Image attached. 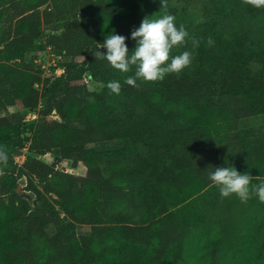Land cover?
Returning <instances> with one entry per match:
<instances>
[{"label": "trees", "instance_id": "trees-1", "mask_svg": "<svg viewBox=\"0 0 264 264\" xmlns=\"http://www.w3.org/2000/svg\"><path fill=\"white\" fill-rule=\"evenodd\" d=\"M159 6L161 0H0V148L32 131L22 164L0 165V264H215L206 228L220 225L241 200L221 197L192 146L208 143L210 167L232 166L253 176L252 184L264 182V134L235 127L238 109L264 114V80L250 67L254 58L264 63V46L251 55L230 46L229 56L221 49L208 58L201 43L181 74L128 86L124 78L134 70L121 73L93 52L108 34L127 37L133 52L132 30L154 19ZM46 30L52 52L70 59L58 77L26 61ZM113 80L122 85L119 95L107 88ZM96 83L99 94L87 90ZM25 110L36 114L28 128ZM110 140L121 146L94 148ZM47 154L52 163L41 159ZM63 159L81 163L85 174L59 170ZM22 178L34 205L20 193ZM247 203L258 218L246 228L238 263L264 264V203L255 195ZM78 225L89 233L79 235ZM196 236L190 260L186 245Z\"/></svg>", "mask_w": 264, "mask_h": 264}, {"label": "rangeland", "instance_id": "rangeland-1", "mask_svg": "<svg viewBox=\"0 0 264 264\" xmlns=\"http://www.w3.org/2000/svg\"><path fill=\"white\" fill-rule=\"evenodd\" d=\"M167 4L166 11L168 14L175 16L177 27L183 25L190 37L203 38L202 46L208 54H211L208 58L218 56L217 54L220 53L221 49L228 55L230 46H233L235 50L244 51L246 49L249 51V55H251V50H256L258 45L264 46V7L255 8L243 3V0H171ZM161 7L162 5L157 8L154 19L160 18L165 13V9ZM47 34H50L49 30H46L45 36L37 41L35 50L27 54L26 61L34 63L36 59H39L42 63L45 62L49 71L43 72V74L51 75L53 78V69L70 59L62 57L59 61H52L54 58L50 56L46 39ZM209 37L214 40L213 46L207 45ZM185 50L193 52L191 41L186 46L173 49V51L180 53ZM250 67L256 77L264 80V63L254 58L250 63ZM102 88V84L96 83L89 85L87 90L99 94ZM230 105L239 108L240 102L230 99ZM22 114L24 124L28 128L34 122L32 112L25 110ZM235 127L239 131H247L257 135L264 134V114L248 115L238 109ZM31 137L32 131L28 128L25 133L13 135L14 141L10 145L2 147L8 153V163L22 164L23 156L28 154L27 146ZM120 146L119 141L110 140L97 142L94 148L98 151H113ZM146 150L148 149H145V152ZM209 150L208 143L194 140L192 146L194 161L196 164L202 165L207 171L212 172L214 167H210V159H212V153L214 152ZM41 159L47 163H52L54 156L53 154H47L42 156ZM58 168L61 171L75 175L82 176L85 174V167L81 163L74 167L71 160L68 159H63L58 164ZM24 187L25 180L22 178L20 180V193L34 205L36 200L34 195L25 190ZM257 213L258 208L256 205L239 202L235 208L222 214L224 219L220 222V225H215L214 221L210 223L206 228V254L209 255L211 252H215V256H213L215 264H239L237 258L244 255L242 246L245 243V236L248 235L246 228L251 221L258 218ZM48 231L53 233L51 227L48 228ZM89 231L90 227L86 225H78L76 229L79 235L88 234ZM198 241L197 236L192 237L186 245L185 253L190 260L195 257Z\"/></svg>", "mask_w": 264, "mask_h": 264}, {"label": "clouds", "instance_id": "clouds-1", "mask_svg": "<svg viewBox=\"0 0 264 264\" xmlns=\"http://www.w3.org/2000/svg\"><path fill=\"white\" fill-rule=\"evenodd\" d=\"M243 3L255 8L264 7V0H243ZM165 13L157 19L144 18L139 28L133 29L131 38L136 41L133 52L125 43L127 37L119 34H108L102 44L97 43V49L93 52L95 60H106L112 68L121 73L133 72L124 78V84L140 88L141 82H162L169 74H181L190 67L193 61V52L185 50L173 56L172 50L186 46L189 41L193 49L199 48L203 38L190 37L183 25L176 26L175 16L167 13V0H161ZM207 45L213 46L214 40L209 37ZM105 48L106 53L99 49ZM107 88L116 95L122 89L120 81L113 80L107 84ZM8 153L5 148H0V165L7 167ZM0 168V176L4 175ZM253 176L239 173L235 167H217L209 173V179L219 188L222 198L235 194L243 203H246L253 195L264 203V182L259 185L252 184Z\"/></svg>", "mask_w": 264, "mask_h": 264}, {"label": "built area", "instance_id": "built-area-1", "mask_svg": "<svg viewBox=\"0 0 264 264\" xmlns=\"http://www.w3.org/2000/svg\"><path fill=\"white\" fill-rule=\"evenodd\" d=\"M49 49V51H50V56H52L54 59H52V61H59V60H61V58H62V56L61 55H57V54H55V53H53L52 52V49L49 47L48 48ZM34 63H36V64H38V65H40V68L43 70V72L45 73V72H47V71H49L48 69H47V66L45 65V62L44 63H42L39 59H36L35 61H34ZM54 65V64H53ZM53 75L55 76V77H58V76H60V75H62L63 73H64V67L63 66H59V67H57V68H54L53 69ZM32 117H33V119H35L36 118V114L35 113H32ZM23 158H24V156H23Z\"/></svg>", "mask_w": 264, "mask_h": 264}]
</instances>
